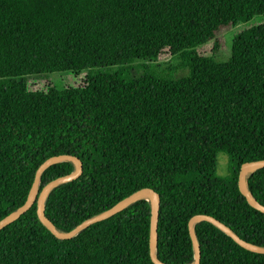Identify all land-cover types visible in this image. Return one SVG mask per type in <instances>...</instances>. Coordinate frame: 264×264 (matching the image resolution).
Returning a JSON list of instances; mask_svg holds the SVG:
<instances>
[{"label": "trees", "instance_id": "obj_1", "mask_svg": "<svg viewBox=\"0 0 264 264\" xmlns=\"http://www.w3.org/2000/svg\"><path fill=\"white\" fill-rule=\"evenodd\" d=\"M258 14L264 0H0V218L24 201L44 158L69 153L81 173L51 188L43 209L60 229L149 186L159 195V260H191L186 223L194 213L264 245V212L236 184L242 161L264 158V21L235 33L223 61L194 49ZM163 54L172 60L155 62ZM82 69L76 85L24 83L30 74ZM218 153L226 174L217 171ZM72 167L49 164L39 187ZM246 186L264 205V166ZM148 221V202L138 199L57 238L32 203L0 228V264H154ZM193 230L198 264H264L263 252L206 220Z\"/></svg>", "mask_w": 264, "mask_h": 264}, {"label": "water", "instance_id": "obj_2", "mask_svg": "<svg viewBox=\"0 0 264 264\" xmlns=\"http://www.w3.org/2000/svg\"><path fill=\"white\" fill-rule=\"evenodd\" d=\"M61 160H68L72 164V169L64 174L55 176L48 181H46L41 187L40 186V172L49 164L58 162ZM264 166V158H256L242 161L239 164L237 170V179L236 184L239 192L244 196L246 202L258 209L261 212H264V205L260 204L246 186V176L249 175L253 170ZM82 170V164L80 159L69 153H57L52 154L44 158L36 167L34 171L33 179L30 183L29 189L27 191L24 201L6 213L0 218V228L6 225L7 223L16 219L22 212L30 207L34 203V209L37 219L51 232V234L57 238H69L74 236L84 227L88 226L91 223L107 218L108 216L114 214L120 209L124 208L127 205L132 204L138 199H145L148 202L149 207V221H148V254L151 261L154 264H169L159 260L155 254V240H156V223H157V213L159 205V195L158 193L149 186H141L125 196L121 197L113 204L107 208L96 212L78 223L68 230H63L56 227L51 220L44 214V203L46 196L51 188L54 186L69 181L76 178L80 175ZM206 220L216 226L218 229L223 231L226 235L231 237L237 244L240 246L249 249L255 252L264 253V245H258L249 241H246L240 238L234 231L231 230L226 224L213 217L212 215L206 213H194L189 216L187 219V230L191 243L192 257L188 262L181 264H198L199 263V247L196 236L194 234L193 225L194 223Z\"/></svg>", "mask_w": 264, "mask_h": 264}, {"label": "rangeland", "instance_id": "obj_3", "mask_svg": "<svg viewBox=\"0 0 264 264\" xmlns=\"http://www.w3.org/2000/svg\"><path fill=\"white\" fill-rule=\"evenodd\" d=\"M264 21V14H258L252 16L250 19L246 21H238L231 25H226L218 29L214 32L212 38L196 45L194 49L197 52H201L215 61H223L229 55V44L232 36L250 26L257 25ZM214 43H217V48L214 49ZM171 56L168 54H163L159 56L155 62H164L168 60ZM169 59L168 61H171ZM167 61V62H168ZM149 63V62H148ZM153 63V61L151 62ZM186 70H179L176 72V75L184 74ZM85 70H78L77 72L71 70H64V71H52L42 74H30L27 75L24 79L25 86L27 88H38L42 89L47 85L53 86L55 88H61L67 85H76L79 83L80 79L84 75ZM216 162H217V171L220 174H226V156L222 153H218L216 155Z\"/></svg>", "mask_w": 264, "mask_h": 264}]
</instances>
